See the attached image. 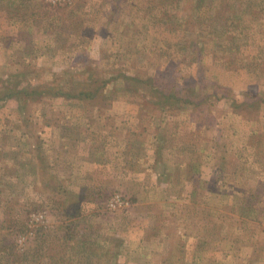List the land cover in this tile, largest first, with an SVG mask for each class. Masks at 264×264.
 <instances>
[{
  "label": "rangeland",
  "instance_id": "obj_1",
  "mask_svg": "<svg viewBox=\"0 0 264 264\" xmlns=\"http://www.w3.org/2000/svg\"><path fill=\"white\" fill-rule=\"evenodd\" d=\"M0 264H264V0H0Z\"/></svg>",
  "mask_w": 264,
  "mask_h": 264
},
{
  "label": "trees",
  "instance_id": "obj_2",
  "mask_svg": "<svg viewBox=\"0 0 264 264\" xmlns=\"http://www.w3.org/2000/svg\"><path fill=\"white\" fill-rule=\"evenodd\" d=\"M6 94H9V93L6 92Z\"/></svg>",
  "mask_w": 264,
  "mask_h": 264
}]
</instances>
